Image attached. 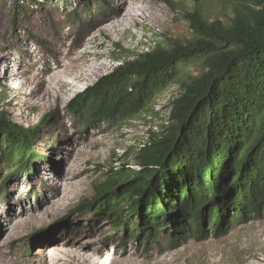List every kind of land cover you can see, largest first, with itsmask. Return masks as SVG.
<instances>
[{"label": "rangeland", "instance_id": "1", "mask_svg": "<svg viewBox=\"0 0 264 264\" xmlns=\"http://www.w3.org/2000/svg\"><path fill=\"white\" fill-rule=\"evenodd\" d=\"M118 1L122 17L113 14L116 0H0V105L24 126L52 115L39 128L26 171L11 175L15 164L3 162L0 139V263L264 264V217L236 222L219 236L187 235L173 247L166 233L160 246L143 234L124 240L109 215L78 211L111 168L137 167L149 131L163 124L154 101L178 93L181 81L203 68L200 61L180 66L157 100L131 119L93 125L71 114L69 100L124 57L191 36L178 5ZM203 1L211 18L232 13L224 0Z\"/></svg>", "mask_w": 264, "mask_h": 264}, {"label": "trees", "instance_id": "2", "mask_svg": "<svg viewBox=\"0 0 264 264\" xmlns=\"http://www.w3.org/2000/svg\"><path fill=\"white\" fill-rule=\"evenodd\" d=\"M163 1L185 9L191 36L124 57L67 107L86 123L116 124L138 116L180 66L202 63L179 84L171 122L149 131L135 156L138 168H111L93 200L77 208L109 215L124 240L143 234L160 246L166 233L175 247L187 235L219 236L236 222L264 217V0H224L232 11L226 20L208 16L203 0H191L190 8L189 0ZM114 9L122 11L118 0ZM51 116L24 126L0 105L1 157L15 164L12 176L30 168L32 145Z\"/></svg>", "mask_w": 264, "mask_h": 264}, {"label": "built area", "instance_id": "3", "mask_svg": "<svg viewBox=\"0 0 264 264\" xmlns=\"http://www.w3.org/2000/svg\"><path fill=\"white\" fill-rule=\"evenodd\" d=\"M169 98H170V95H169ZM166 103H168V99L165 98V99H163L162 101L158 102L155 105V110L160 112L161 115L163 113H165V116H164V119H163V124L160 127H157V128L155 127L156 130H154V131H156V132H159L160 130H162V126H167L170 123L169 109L167 107H165ZM150 119H152L151 116H150Z\"/></svg>", "mask_w": 264, "mask_h": 264}, {"label": "clouds", "instance_id": "4", "mask_svg": "<svg viewBox=\"0 0 264 264\" xmlns=\"http://www.w3.org/2000/svg\"><path fill=\"white\" fill-rule=\"evenodd\" d=\"M12 87H14V86H12ZM164 90V89H163ZM179 90H180V86H179ZM179 90H178V93L177 92H175V93H173V92H171L169 95H170V98L168 99V103H166L165 104V107H167L168 109H169V119H170V122H171V116H170V113H171V110H172V107H173V105H172V103H173V100H174V98L179 94ZM158 98V97H157ZM157 98H156V100H157ZM159 98H158V100H157V102H156V104L159 102ZM154 103H155V101H154ZM153 103V108H154V106L156 105V104H154ZM155 111H157V110H155ZM131 167H132V165H130ZM138 168V167H137Z\"/></svg>", "mask_w": 264, "mask_h": 264}, {"label": "bare ground", "instance_id": "5", "mask_svg": "<svg viewBox=\"0 0 264 264\" xmlns=\"http://www.w3.org/2000/svg\"><path fill=\"white\" fill-rule=\"evenodd\" d=\"M83 256H85V254H84ZM83 256H82V257H83ZM0 264H2V263H0Z\"/></svg>", "mask_w": 264, "mask_h": 264}]
</instances>
